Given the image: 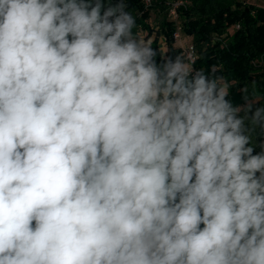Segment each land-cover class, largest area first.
Listing matches in <instances>:
<instances>
[{"label": "clouds", "instance_id": "obj_1", "mask_svg": "<svg viewBox=\"0 0 264 264\" xmlns=\"http://www.w3.org/2000/svg\"><path fill=\"white\" fill-rule=\"evenodd\" d=\"M137 28L0 0V264H264V104Z\"/></svg>", "mask_w": 264, "mask_h": 264}, {"label": "trees", "instance_id": "obj_2", "mask_svg": "<svg viewBox=\"0 0 264 264\" xmlns=\"http://www.w3.org/2000/svg\"><path fill=\"white\" fill-rule=\"evenodd\" d=\"M163 3V0L156 2L153 8L160 9ZM189 3L178 9V15L181 39H190L189 44L196 49L194 67L205 71L214 69L216 76L233 81L229 99L235 104L243 103L240 91L243 87H247L249 99L264 104V62L260 64L264 60V8L242 3V0H190ZM233 6L236 10L231 11ZM128 11L136 17V35L141 38L143 33V38H150L153 34V47L158 48L161 55H177L184 51L183 47L175 45V26L167 20L166 14L159 18V28L153 33L149 24L150 10L144 8L141 0H128ZM235 25L239 28L230 42L212 37ZM160 31L164 37V52L160 45ZM253 89L255 96L252 95Z\"/></svg>", "mask_w": 264, "mask_h": 264}, {"label": "rangeland", "instance_id": "obj_3", "mask_svg": "<svg viewBox=\"0 0 264 264\" xmlns=\"http://www.w3.org/2000/svg\"><path fill=\"white\" fill-rule=\"evenodd\" d=\"M161 0H157V2H159ZM142 2V1H141ZM163 6L158 9V8H151L149 14H150V18H149V24L151 25V28L154 29L153 33L159 28V25L157 24L158 23V20L159 18H164L165 14L167 15V11H168V8H169V2H171L170 0H163ZM188 3L190 2L187 1ZM242 3H245V4H248V5H253L257 8H264V0H242ZM190 4V3H189ZM187 5V4H185ZM184 5V6H185ZM230 10H236V7L233 6L230 8ZM169 20V19H168ZM180 22V21H179ZM237 29H235L233 26L232 27H229V28H226L225 30H223V32H221V34H218L219 36H216V35H212L213 38H219L220 40H224L226 42H230L232 40V35L233 33L236 31ZM153 35V34H152ZM151 35V37H152ZM143 33H141V38H143ZM211 36V35H210ZM150 37V38H151ZM159 39L160 41L162 40V43L160 44L161 45V50L162 52H164V37H163V34L161 33L160 31V34H159ZM188 38H182L180 41L176 42L175 45L178 46V47H183V49L190 45V39ZM190 40V41H189ZM207 44H210V43H207ZM207 44H205V46H208ZM264 62V60H262L260 62V64ZM229 84L230 85H233V81H229Z\"/></svg>", "mask_w": 264, "mask_h": 264}, {"label": "built area", "instance_id": "obj_4", "mask_svg": "<svg viewBox=\"0 0 264 264\" xmlns=\"http://www.w3.org/2000/svg\"><path fill=\"white\" fill-rule=\"evenodd\" d=\"M144 8L146 10H151V8L154 7V4L157 2V0H141ZM187 4V0H172L169 2V8L167 11V20L174 23L175 31L173 33V39L175 42H178L181 40V25L179 22V15H178V9L182 6ZM235 29L239 28V25L234 26ZM162 43V40L160 41ZM184 50L192 51L196 54V49L193 44H190L184 48Z\"/></svg>", "mask_w": 264, "mask_h": 264}]
</instances>
